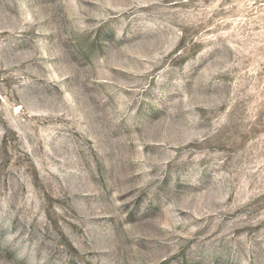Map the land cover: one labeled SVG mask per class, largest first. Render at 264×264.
I'll use <instances>...</instances> for the list:
<instances>
[{
	"label": "rangeland",
	"instance_id": "1",
	"mask_svg": "<svg viewBox=\"0 0 264 264\" xmlns=\"http://www.w3.org/2000/svg\"><path fill=\"white\" fill-rule=\"evenodd\" d=\"M0 264H264V0H0Z\"/></svg>",
	"mask_w": 264,
	"mask_h": 264
}]
</instances>
